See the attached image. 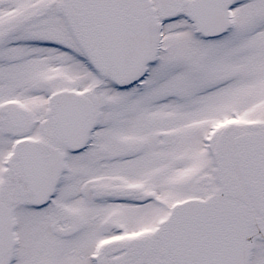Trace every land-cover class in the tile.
Instances as JSON below:
<instances>
[{
    "label": "snow or ice",
    "instance_id": "obj_1",
    "mask_svg": "<svg viewBox=\"0 0 264 264\" xmlns=\"http://www.w3.org/2000/svg\"><path fill=\"white\" fill-rule=\"evenodd\" d=\"M0 264H264V0H0Z\"/></svg>",
    "mask_w": 264,
    "mask_h": 264
}]
</instances>
